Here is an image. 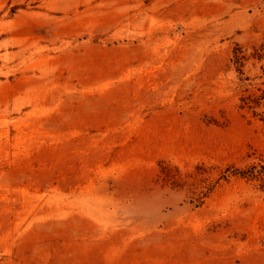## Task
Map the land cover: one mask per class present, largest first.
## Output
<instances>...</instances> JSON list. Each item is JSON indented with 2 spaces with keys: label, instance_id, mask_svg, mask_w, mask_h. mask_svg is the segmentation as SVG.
<instances>
[{
  "label": "rangeland",
  "instance_id": "obj_1",
  "mask_svg": "<svg viewBox=\"0 0 264 264\" xmlns=\"http://www.w3.org/2000/svg\"><path fill=\"white\" fill-rule=\"evenodd\" d=\"M264 0H0V264H264Z\"/></svg>",
  "mask_w": 264,
  "mask_h": 264
},
{
  "label": "trees",
  "instance_id": "obj_2",
  "mask_svg": "<svg viewBox=\"0 0 264 264\" xmlns=\"http://www.w3.org/2000/svg\"><path fill=\"white\" fill-rule=\"evenodd\" d=\"M254 103L256 106H262L264 108V101L262 97H257L256 100H254ZM261 120L264 122V117H262Z\"/></svg>",
  "mask_w": 264,
  "mask_h": 264
}]
</instances>
